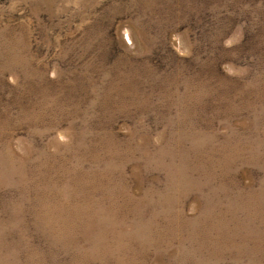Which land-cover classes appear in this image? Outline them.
<instances>
[{
	"label": "rangeland",
	"instance_id": "rangeland-1",
	"mask_svg": "<svg viewBox=\"0 0 264 264\" xmlns=\"http://www.w3.org/2000/svg\"><path fill=\"white\" fill-rule=\"evenodd\" d=\"M0 264H264V0H0Z\"/></svg>",
	"mask_w": 264,
	"mask_h": 264
}]
</instances>
